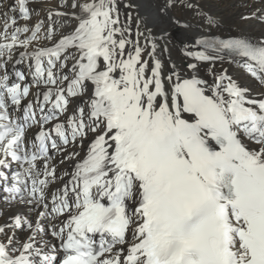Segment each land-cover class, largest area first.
Listing matches in <instances>:
<instances>
[{
	"label": "snow or ice",
	"instance_id": "snow-or-ice-1",
	"mask_svg": "<svg viewBox=\"0 0 264 264\" xmlns=\"http://www.w3.org/2000/svg\"><path fill=\"white\" fill-rule=\"evenodd\" d=\"M219 24L204 0L0 2V264H264V32Z\"/></svg>",
	"mask_w": 264,
	"mask_h": 264
},
{
	"label": "bare ground",
	"instance_id": "bare-ground-1",
	"mask_svg": "<svg viewBox=\"0 0 264 264\" xmlns=\"http://www.w3.org/2000/svg\"><path fill=\"white\" fill-rule=\"evenodd\" d=\"M3 2V0H0ZM11 2V0H8ZM50 6H55L56 0H47ZM205 8L208 12L215 15L219 18V30L216 31L217 35H223L228 32H232L233 35L236 34L237 28H244L250 35L258 36L261 32H264V26L260 25L258 22H251L248 25H243L239 22V14L246 11L245 7H242V3H246V0H204ZM23 23V22H21ZM46 44V42H42ZM173 55H176L175 50ZM23 68L22 65H17ZM16 66V67H17ZM223 67L228 68L229 74L237 79L242 85L252 86L254 81L244 72L241 68L237 67L235 64L224 63ZM220 68V65H217V69ZM13 69H9V72ZM255 93L257 89L252 88Z\"/></svg>",
	"mask_w": 264,
	"mask_h": 264
}]
</instances>
